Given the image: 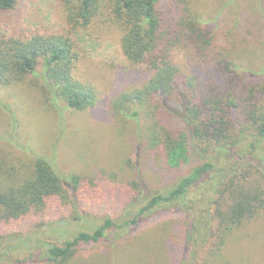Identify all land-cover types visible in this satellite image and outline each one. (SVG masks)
Returning a JSON list of instances; mask_svg holds the SVG:
<instances>
[{"label": "trees", "instance_id": "1", "mask_svg": "<svg viewBox=\"0 0 264 264\" xmlns=\"http://www.w3.org/2000/svg\"><path fill=\"white\" fill-rule=\"evenodd\" d=\"M58 1L67 20L62 33L22 38L0 32V85L10 86L37 75L42 65L40 75L49 104L84 112L98 105L99 94L96 86L76 76L77 46L83 42L82 35H88L89 26L105 15L103 2ZM18 2L0 0V30L13 23ZM106 14L104 22L123 33L121 53L129 67L141 69L144 79L118 93L111 102V113L126 124L139 123L145 113L150 121L145 130L147 165L166 179L167 190L139 203L135 199L138 183L132 189L121 185L113 189L102 178L63 174L53 160L39 156L29 179L0 191V221L19 223L53 211L63 202L90 203L107 193L125 204L133 217L122 222L108 217L92 230L68 232L62 245H45L49 263L70 264L85 247L106 242L139 224L142 217L169 207L186 215L183 262L184 251L190 250L195 258L197 250L212 240L214 248L226 245L230 235L256 222L264 210L263 189L249 181L258 172L264 180V71L257 75L248 68L249 62L234 60L221 42L227 22H215L211 29L187 0H110ZM241 15L238 36L250 49L263 44L264 28L253 22L248 11ZM217 27L220 31L215 32ZM177 52L185 54L189 67L178 63ZM263 55L260 52L257 60H263ZM255 76L263 79L254 82ZM231 155L239 159L233 160ZM186 165H192L191 169L179 174ZM195 189L206 193L208 201L204 195L192 199ZM224 198L231 202L226 210L220 203ZM183 226L172 229L180 233ZM168 237L166 241L172 243ZM193 245L196 249H190ZM208 256L203 264H213L217 257Z\"/></svg>", "mask_w": 264, "mask_h": 264}, {"label": "rangeland", "instance_id": "2", "mask_svg": "<svg viewBox=\"0 0 264 264\" xmlns=\"http://www.w3.org/2000/svg\"><path fill=\"white\" fill-rule=\"evenodd\" d=\"M109 1L102 0L105 15L89 26L88 35H82L83 42L77 46L76 76L97 87L99 102L95 108L72 112L63 104L57 109L52 107L40 75L42 65L38 66L37 75H30L10 86L0 85L1 192L29 179L39 156L53 160L63 174L102 178L113 189L115 185L132 189L131 186L138 183L135 186L139 192L135 199L139 203L158 191L167 190L169 184L166 179L156 175L147 165L149 149L145 130L150 121L145 113L139 123L127 124L111 113V102L118 93L144 79L141 69H131L121 53L122 31L104 22L109 12ZM187 1L191 10L203 14L209 22L206 26L211 29L221 21L227 22L225 40L221 41L223 48L228 49L227 53L234 60L249 62L248 68L261 75L264 59L257 60L256 56L264 52V43L250 49L238 36L237 25L241 13L248 11L253 22L263 29L264 0ZM12 13L13 23L9 27L2 26L0 30L6 37L16 33L22 38L62 33L67 24L58 0H19ZM219 27L215 32L220 31ZM176 60L181 66L191 65L184 53L177 52ZM261 76L251 79L256 82L263 79ZM231 156L233 160L239 159ZM224 162L223 159L221 163ZM254 164L259 165L257 161ZM191 166L186 165L179 174H186ZM249 181L264 191V180L259 172ZM193 193L192 199L204 195V200L208 201L203 191L195 189ZM220 203L224 210L231 204L229 198ZM126 208L112 194L105 193L99 201L74 202L73 205L63 202L53 211L47 210L19 223L0 221V264H53L47 260L45 245H62L68 232L92 230L108 217L119 222L129 220L133 213L127 212ZM261 214L256 222L232 234L233 237L230 235L226 245L214 248L212 240L206 248L197 250L195 258L190 250L184 251L186 261L183 262L182 229L186 215L181 210L163 208L154 215L142 217L139 224L127 227L114 238L85 247L70 264H203L210 254L217 256L213 264H264V210ZM179 224L183 226L180 233L172 229ZM167 237L172 243L166 241ZM193 248L195 245L190 246Z\"/></svg>", "mask_w": 264, "mask_h": 264}]
</instances>
